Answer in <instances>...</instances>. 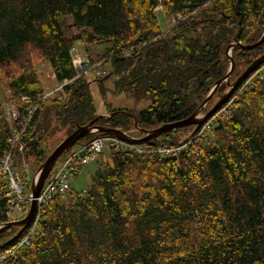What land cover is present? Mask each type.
I'll use <instances>...</instances> for the list:
<instances>
[{"label": "trees", "instance_id": "1", "mask_svg": "<svg viewBox=\"0 0 264 264\" xmlns=\"http://www.w3.org/2000/svg\"><path fill=\"white\" fill-rule=\"evenodd\" d=\"M162 17L170 28L162 30ZM263 22L264 0H0V68L21 66L7 84L20 108L22 97L37 103L44 92L33 54L58 82L70 81L62 98L38 103L17 162L31 156L42 165L54 131L65 128L67 137L97 118L72 64L70 49L81 40L106 45L105 58L125 72L114 88L152 98L137 114L108 106L114 115L93 124L125 131L132 117L152 128L194 114L226 75L232 43L238 76L264 54V41L244 48L259 41ZM250 83L205 132L204 123L181 141L184 129H176L142 153L112 148L84 195L71 187L73 199L56 197L38 238L5 264H264V79ZM2 105L0 97V155L11 135ZM182 145L177 156L159 152Z\"/></svg>", "mask_w": 264, "mask_h": 264}, {"label": "rangeland", "instance_id": "2", "mask_svg": "<svg viewBox=\"0 0 264 264\" xmlns=\"http://www.w3.org/2000/svg\"><path fill=\"white\" fill-rule=\"evenodd\" d=\"M159 10H162V8L159 7ZM171 19H173V17H171ZM160 21H161L162 30L170 28L171 25L168 24V22L166 21L165 17H162ZM68 22H69L68 24H71L72 23V19L68 18ZM260 30H261V33L263 31V34H264V22L262 23V29H260ZM71 32L73 34L78 33L77 29L74 28V27H72ZM263 34H262V36H263ZM258 40H260V39H258ZM237 43L239 44L240 42H237ZM234 45H236L235 42L232 43V45H230L229 47L233 48ZM76 47H78V49L80 50V53L82 54V56H84L85 58H88L90 60V62L92 63V66H91L90 70L87 71L86 74L82 75L81 77L86 78V84L89 86L88 89L90 90L91 95L94 98L93 102H95V106H96V115H97V117H99V119L102 118V117H106V116L109 117L110 116V115L109 116L106 115L107 114L106 110H107L108 106H109L108 108H110L111 110H127V111L134 112V113L137 114V112L141 111L142 109H144V108H146V107H148L149 105L152 104V100H151L152 98H150L149 96H147V97L143 96V97H141V99L135 100L134 92H130V93L127 94L124 91L120 92L118 89L114 88L115 87V82L121 80L122 77L125 78L124 77L125 76L124 75L125 72H121L120 74L117 73L115 71L116 70L115 67L112 65V62H110L109 60H107V58H105L106 47H107L106 45L89 44V43L87 44L84 40H81V42L77 43ZM232 48H231V51L228 52V54H227L228 50H226L225 54L228 55L230 62H232V68L233 69L231 68V64H230L228 69H227V73L224 76L225 77V82L223 81L221 83V85H219L214 90V92L212 94V98L210 97V100L208 102H205V100L207 99L205 97V100L203 101V103L198 107L197 110H195L194 114L199 119L203 118L204 115L208 112V110L213 108V106H215V104H217V102L222 98V96L226 95L228 92H230L231 90L234 89V87H233L234 82L238 81V78L240 76H242V74L245 72V69H244V71L239 76L237 74H235L236 72L234 70L235 69V65H234V60H233V57H232L233 56ZM263 55H260V57H258L255 60L261 59L263 57ZM253 62H251V64ZM32 65H33V68H34L35 72L39 76L38 78L41 80V83H42L43 88H44L43 91H45V92H53L51 90L59 89V90H57V92L54 95V97L52 95L51 99L53 100L54 98H58V99L62 98L63 97L62 94L64 92H61L59 95H58V93L61 90L64 89L63 87H64V84H65V80L63 82H58L56 80V78L54 77L55 74H54L53 68L51 67L50 63L48 61L44 60L41 57V55L39 56L37 54H33V64ZM18 68H21V66L18 63L15 64V65L12 64V65H10L8 67L2 66L0 68V83L2 84V85L0 84V97H1V100H2V104H4L5 101L7 100V98L10 97L9 95H10V91L11 90L8 89V85H7L8 82H9V78L11 76L10 74L13 73V72H15V73H13V75L18 74L19 72H16V71H18ZM263 70H264V60L254 70V72L251 73V76L259 77L260 75L263 74V73H261V72H263ZM229 73H230V75H229ZM78 78H80V77H78ZM251 80H252V78H251ZM251 80L249 79V81H246V82L243 81L244 83L241 82V84L234 91V93L236 92V94L233 97V100L238 98V95L240 93L244 92V90L247 88V86L249 84H251L250 83ZM68 83H70V82H68ZM215 85L216 84L214 83V85L211 87V90L215 87ZM101 86L104 87V90L101 89ZM211 90L209 91V93L211 92ZM103 91H104L105 94H102ZM209 93H208V95H209ZM234 93H233V95H234ZM208 95H207V97H208ZM48 100H50V99H48ZM45 101H47V100H43L42 102H45ZM229 106L230 105L225 104L223 107H221V109H219L220 111L218 112L217 117L214 116L215 115L214 114L213 115L214 117L212 116L213 118L211 117L208 120H206L205 121V125L203 123L204 127H202L201 132H205L203 130H206V128H208L209 124L210 125L213 124L215 117L218 118L219 115L220 116L227 115L228 112H229V110H228ZM50 118L52 120L51 123L55 124L54 118H52V117H50ZM207 121H208V123H206ZM134 122H135V118L132 117V126H130L129 129L125 130V132L130 134L132 136V138L144 137V136L148 135L151 130H154V129L157 128V126H154L152 128H149V127H146V126H144V127H141V126L136 127L133 124ZM100 124L103 125L104 123H100ZM106 127H108V126H106ZM92 128H97V126L96 127L94 126ZM183 129L184 130H180L179 131V134H180L179 138H180L181 141L185 140L186 137H188L190 135H194V133L197 131L195 125L189 126V127H185ZM65 132H66L65 128H62V129L58 128L56 131H54L52 133V135L50 137H48V139H46V141L44 140V143L42 144V147L47 152L48 155H50L52 153V151L57 147V145H59L61 143L60 141H62L63 138L64 139L66 138V137H64ZM98 133H100V130L98 131ZM95 135H96V133H92L89 136H87L84 139H82V141L86 140V139H90V138L94 137ZM196 136H198V135H195L188 142H185L186 144L184 143V145H187V144H190V143L194 142L193 139L196 140L197 139ZM119 140H121V139H119ZM124 142H126V141H124ZM126 143H128V142H126ZM129 144H132V143H129ZM7 145L10 146V144H8V143H7ZM145 147H146V143L140 144L138 148L145 149V151H146L147 148H145ZM173 150H174V148H171V151H173ZM111 152H112V149L109 146L106 145L104 147V149H103V153H101V155L99 156V159H97V160L89 163L88 165L84 166V168L76 176H73L72 181H71V185H72V188H73L74 191H86L87 190V188L91 184L92 177L95 174V171L98 168V166L104 165L106 163V161L111 160V154H110ZM65 155L66 154L63 153V154L60 155L61 158L59 157L60 159L59 158H58L59 160L57 159L58 161H56L54 166H53V168H51V171L48 174L47 178L45 179L44 184H45L46 181L49 180V178L51 176V173L53 171L54 172L56 171V168H58L59 163L61 162V160L64 158ZM20 156H21V153H20ZM20 156H18V157L20 158ZM19 158H18V160H19ZM23 159H24V157H22L19 161H21ZM31 159H32L31 156H28L27 158H25V162H26L25 164L28 165V163L31 161ZM40 168H41V165H39V162L35 159L34 162H31L28 165V169H26L27 170V177H25V180L27 178H29V177L32 180L33 179L32 176H34L37 172L40 171L39 177L36 178V180L32 182L33 183V188L37 187V185H38L37 182H39V180L41 178L42 171H41ZM24 191H25V193H28V194H24V195L25 196H29L31 194L30 186H27V184H25L24 185ZM33 192L34 191L32 189V195H31L32 197L31 198L36 202V206H37L38 198H39V195L41 193H39V195L34 196ZM71 192L66 194V196L62 197V200L71 198L74 195V193L71 194ZM32 203H33V201H32ZM26 208H28V205H24V207L21 208L20 210L17 209L12 218L13 219L14 218H18L20 216V214H22L24 212L26 213L27 212ZM35 209H36V211L34 212L33 217L31 218L30 221L24 223L23 225L10 227L6 231L2 232L4 234H3L2 238L0 237V245L4 241H8V239L10 240V239H12L14 237L13 240L11 241V243H12L11 246L14 245V248L17 246V243L15 245L14 241H18L19 240L20 236H19L18 231H20L21 228H22V229H24L22 231V233H24L25 231H27L31 227V225L34 222V220L36 221V215L39 214L38 210H40V209H38V208H35ZM30 210H29L28 214L26 215V217L24 219H22V220H25L29 216ZM21 221L18 220L16 222H21ZM11 222H13V221H11ZM2 225L3 224H0L1 228L4 227V226L2 227ZM33 225H32V227H33Z\"/></svg>", "mask_w": 264, "mask_h": 264}, {"label": "built area", "instance_id": "3", "mask_svg": "<svg viewBox=\"0 0 264 264\" xmlns=\"http://www.w3.org/2000/svg\"><path fill=\"white\" fill-rule=\"evenodd\" d=\"M171 22H175L174 18L171 19ZM70 51L73 61L72 64H74L77 73L75 78L85 75L86 72L90 70L92 63L88 58L82 56L78 47L75 46L70 49ZM261 73L263 74L260 75V77L264 79V70ZM253 78L254 76H252V79ZM68 82L70 81L65 80V84ZM57 90H51L53 92L44 91L42 95H40L39 102L37 103H32L27 96L22 97L23 103L21 105L23 108H20L12 92H10V97L5 101L6 104L4 103L2 105L4 106L5 118L11 131V135L8 139V144H10V146L8 145V148L0 155V206L2 207L0 210V224H3L2 227L11 221L16 222L24 219L30 210L29 208L32 206V182L39 177L40 171L32 176V180L30 177L25 180V177H27L26 169H28V165L31 162H34V159L32 158L28 165L25 164V158L21 160L22 162L19 160L17 162L15 152L18 151L23 155L26 148L24 137L32 122V116L41 109L38 103L43 100L51 99L52 95L54 97ZM61 92H63V90H61L58 95ZM230 104L231 102L228 105ZM91 131L92 133H96L94 137L78 141V143L65 152L66 155L59 163L58 168H56L55 172L53 171L54 173L52 172L53 174L51 173L49 180L45 182L42 187L43 189L40 191L41 194L37 202V208L40 210H38L39 214L36 215V221L34 220L35 223H32V225L34 224L33 227L31 225L27 231L19 235V240L15 242V245L17 243L15 248L14 245L0 248V264H5L10 257H15L19 250H23L25 247L30 246L32 241L38 238L37 234L41 227L42 208L51 204L56 197L62 198L66 196L72 187L71 181L75 173L81 171L84 166L89 163L99 159L106 145L111 149L122 150V152L134 150L135 152L142 153L145 151V149L138 148L139 145L135 146L134 144L126 143L123 140H119L117 137L102 134L101 131L98 133V128H92ZM200 133L202 132L200 131ZM183 147V145L179 146L173 151H171V148H162L159 152L177 156ZM25 184L31 188V194L29 196L24 195L28 194L24 191ZM85 192L86 191H80L79 194L84 195ZM75 196L76 195H73L72 199ZM24 205H28V208H26L27 212L13 219L12 217L16 210H20Z\"/></svg>", "mask_w": 264, "mask_h": 264}, {"label": "water", "instance_id": "4", "mask_svg": "<svg viewBox=\"0 0 264 264\" xmlns=\"http://www.w3.org/2000/svg\"><path fill=\"white\" fill-rule=\"evenodd\" d=\"M263 41H264V34L260 38L259 41L255 42V44L244 46V48L245 49H253V48L261 45ZM231 48L232 47L228 48L227 54L229 51H231ZM263 60H264V55L261 59L255 60L247 69H245V72L242 74V76H240L238 78V81L234 82V84H233L234 89L231 90L230 92H228L226 95L222 96V98L217 102V104H215V106H213V108L208 110V112L201 119L197 118V116L195 114H192L191 116H189L185 119H182V120L175 121L174 123L170 122V123L159 125L156 129L151 130L148 135L141 137V138H132V136L127 134L125 131L115 129L112 127L108 128L106 126H98L97 128L101 131L102 134L114 136V137L116 136L117 138H119L123 141L135 144V146L140 145V144H144V143L151 141V140H154L155 138H158L161 135L168 133V132H172L176 129L195 125L196 130H198L203 125V123H205L206 120H208L214 114L217 113L218 109H220L222 107V105L229 100L230 95H232L234 93L235 89H237V87L241 84V82L245 81L248 78V76L252 72H254V70L260 65V63ZM231 68H232V62H231ZM229 75H230V73H229ZM223 81L225 82V77L220 79L217 83H215L216 84L215 87L211 90L208 97H206L207 99L205 100V102H208L210 100V97H212L214 90L219 85H221V83ZM112 115H114V113H112L109 117H111ZM109 117H103V118H109ZM98 119H99V117L95 118L94 120H92L87 125L79 126V127L75 128V130L71 134H69L65 139L60 141L61 143L59 145H57V147L52 151V153L50 155H48L47 159L41 165L40 169L42 171V174H41V178H40L39 182H37L38 185H37V187L32 188L34 191L33 192L34 196L39 195L45 179L47 178L48 174L51 171V168H53L55 162L60 157V155L65 153L71 147H73L81 139L92 134L91 130H92V127H94L93 124ZM35 208H37V206H36V202L33 200L32 206L30 208L31 210H30L29 216L25 220H22L21 222H10V223L6 224V226H4L3 228L0 229V233L6 231L10 227L23 225L24 223L30 221L31 218L33 217L34 212L36 211ZM23 230L24 229L21 228V230L19 231V235L22 233ZM13 238L10 240L8 239V241H6L4 244H1L0 248H3L6 245H9L11 243V241L13 240Z\"/></svg>", "mask_w": 264, "mask_h": 264}, {"label": "bare ground", "instance_id": "5", "mask_svg": "<svg viewBox=\"0 0 264 264\" xmlns=\"http://www.w3.org/2000/svg\"><path fill=\"white\" fill-rule=\"evenodd\" d=\"M32 172H33V171H32ZM44 208H46V206L42 208V212H41V221L44 219V217H43V214H44V213H43V212H44ZM41 221H40V222H41Z\"/></svg>", "mask_w": 264, "mask_h": 264}]
</instances>
